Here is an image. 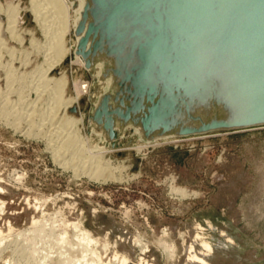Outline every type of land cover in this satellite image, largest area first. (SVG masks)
<instances>
[{
	"label": "rangeland",
	"instance_id": "1",
	"mask_svg": "<svg viewBox=\"0 0 264 264\" xmlns=\"http://www.w3.org/2000/svg\"><path fill=\"white\" fill-rule=\"evenodd\" d=\"M0 6V264L60 257L77 264H264V126L138 141L141 149L138 142L104 147L98 168L79 142L53 136L58 119H50L64 114V103L55 101V84L39 77L47 69L44 22L30 11L12 23L7 4ZM46 18L54 24L51 13ZM67 38L71 46L75 36ZM61 72L70 81L66 97L80 91L78 82L91 88L94 78L68 57L50 76ZM90 88L83 106L68 112L83 116V130ZM83 134L99 145L97 135Z\"/></svg>",
	"mask_w": 264,
	"mask_h": 264
},
{
	"label": "water",
	"instance_id": "2",
	"mask_svg": "<svg viewBox=\"0 0 264 264\" xmlns=\"http://www.w3.org/2000/svg\"><path fill=\"white\" fill-rule=\"evenodd\" d=\"M74 36L99 147L264 126V0H82Z\"/></svg>",
	"mask_w": 264,
	"mask_h": 264
},
{
	"label": "bare ground",
	"instance_id": "3",
	"mask_svg": "<svg viewBox=\"0 0 264 264\" xmlns=\"http://www.w3.org/2000/svg\"><path fill=\"white\" fill-rule=\"evenodd\" d=\"M2 2L7 4L12 23L22 20V18L24 17V14L26 12H30V11L33 13L35 20H37V22L38 21L44 22L43 23L44 24L43 26L45 27L44 31L46 32L47 36L49 37L48 47H47L48 52L46 54V61H45V64L47 65V69H46V73L44 72L46 75L44 74V75H41L39 77L41 78V81L44 85H49L51 83L55 84V86H56V92H55L56 100L55 101H57V103L60 105L64 103V114H62V116H60V117L56 116V114H55L56 117L54 118L53 117L54 115H53L52 116L53 119H50L51 121H53L54 119H58V121L54 120V123L57 122L58 125L55 127L56 131H55V133L53 132L54 133L53 136H55V137L57 136V139H66L67 143L64 142L62 144L66 143L68 145V142L69 141L72 142V139H73V141L75 140L76 142H79L80 149H82L86 153L85 158L86 157L89 158V161L90 160L91 161L93 160L94 162L96 161L97 167L103 168L102 167L103 165L101 163L105 161V155H106V153L103 152L104 147H99V145L93 146L90 143L91 137L87 136L86 134H83L84 131L85 132L87 131L86 125L84 126V130L82 127L83 116L76 117V116L68 113L69 110H71L72 108L79 106L80 99L82 98V95L85 93V90L86 89L89 90L88 87L90 88L89 83L87 81H82L80 83L78 82L77 83L78 86L75 84V88L77 90L79 88L80 91H78L77 94L69 95L66 97V90H67V87H68V84L70 81H69V78L67 77V75L65 74V72H61L58 77L55 75L50 76V73H53L54 71H56L57 66L60 63H62L64 61V59L67 57H68V60L71 61V65H74V69L76 71H80L84 67V61L82 60V58L79 55H77L75 53L76 44H77L76 39H74V42L71 44V46H68V44H67L68 35L73 34V36H74V30H75L76 24L78 22V19L80 17V12H81V8H82V0H80V4L77 8H74L73 2L70 0H31V6L29 8L27 6H24L20 1L15 2V0H0V4ZM0 8H2V7L0 6ZM47 12L51 13L52 17L54 18V19H52V20H54V24H53V22H52V24H49V23L47 24V20H46L47 19L46 18ZM42 83L40 82V85H43ZM2 110H4V109H2ZM18 110L19 109L16 110L18 112V114H16L15 116L18 119H22L23 115L21 116V114L24 112L22 111V113H21ZM24 111H25V109H24ZM80 112H81L80 114H84L82 111H80ZM25 113H27V112H25ZM30 113H33V112H30ZM13 114H14V111H13ZM29 116H32V115H29ZM6 117H8V113H6ZM14 121H15V119H14ZM11 124H13L16 129H20L22 127V126H19L18 122L15 123L12 121ZM13 125H11V126H13ZM35 135H37V134H35ZM200 136H202V135H200ZM194 137H196V136H194ZM188 138H191V137H188ZM67 139H68V141H67ZM80 139H84V140H80ZM181 139H187V138H181ZM178 140H180V139H176V140L168 139V140H163V141H178ZM59 141H62V140H59ZM76 142H72V143H76ZM158 142L159 141H157L155 143H158ZM138 143L135 147L134 146L133 147L135 149L143 148V145L140 143L138 144ZM66 144H65V147L67 146ZM68 147H70V146H68ZM65 158H64V161H65ZM33 230L37 234L38 237L41 238L43 236L42 234L44 232V229L37 222L34 223ZM51 239L52 238L50 236L48 238V241H50ZM86 240L88 241V243L90 242L89 236H86ZM208 247L209 246H207V249H208ZM77 262H78L77 260H74L71 257H60V259L58 261H56L55 264H77Z\"/></svg>",
	"mask_w": 264,
	"mask_h": 264
}]
</instances>
